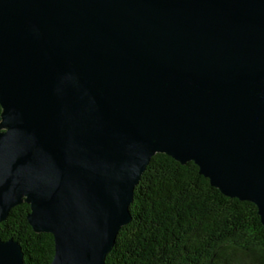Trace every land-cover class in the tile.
<instances>
[{
  "label": "water",
  "instance_id": "1",
  "mask_svg": "<svg viewBox=\"0 0 264 264\" xmlns=\"http://www.w3.org/2000/svg\"><path fill=\"white\" fill-rule=\"evenodd\" d=\"M157 154L264 226V0H0V224L26 203L51 264H105Z\"/></svg>",
  "mask_w": 264,
  "mask_h": 264
},
{
  "label": "trees",
  "instance_id": "2",
  "mask_svg": "<svg viewBox=\"0 0 264 264\" xmlns=\"http://www.w3.org/2000/svg\"><path fill=\"white\" fill-rule=\"evenodd\" d=\"M26 203L0 224L25 264H51L54 238L28 222ZM131 222L122 227L105 264H264V226L249 201L224 196L199 173L165 154L155 155L135 188Z\"/></svg>",
  "mask_w": 264,
  "mask_h": 264
}]
</instances>
